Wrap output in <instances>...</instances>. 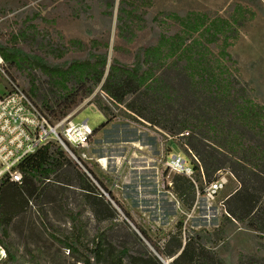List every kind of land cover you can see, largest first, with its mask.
Returning <instances> with one entry per match:
<instances>
[{
	"label": "trees",
	"instance_id": "1",
	"mask_svg": "<svg viewBox=\"0 0 264 264\" xmlns=\"http://www.w3.org/2000/svg\"><path fill=\"white\" fill-rule=\"evenodd\" d=\"M114 1L106 6L114 8ZM134 3L119 0L117 5V35L126 42H132L136 30L143 27V14L137 13ZM166 17L178 25V32L159 34L154 44L139 47L129 65L115 58L108 62L106 54L94 51L96 42H91L86 58L60 64L1 44L0 55L17 70H37L48 78L54 91L51 95L41 94L33 83L29 92L41 100L51 116L54 109L50 102L62 118L76 105V99L69 97L72 91L86 86L84 96L98 91L110 103L125 109L133 121L176 138L179 149L186 155L190 152L198 161L192 162L195 184L180 175L170 181V190L187 211L192 209L196 194H202L219 171H228L237 186L225 199V220L264 237V105L252 99L228 51L241 25L253 14L238 7L231 19L198 12ZM96 109L106 120L98 128L101 130L114 115L100 102ZM18 168L22 174L20 185L0 182L2 236H7L11 218L1 205L3 198L17 213L31 199L50 194L53 187L79 191L98 221L115 220L117 213L111 203L54 144L26 157ZM182 228L183 220H179L175 230L159 242H153L139 229L150 249L142 242L137 253H132L129 246H109L100 235L91 256L95 264H225L214 250L221 229L191 231L183 237ZM0 246L6 254L5 264H17L1 238ZM239 264H264V259L240 255Z\"/></svg>",
	"mask_w": 264,
	"mask_h": 264
},
{
	"label": "rangeland",
	"instance_id": "2",
	"mask_svg": "<svg viewBox=\"0 0 264 264\" xmlns=\"http://www.w3.org/2000/svg\"><path fill=\"white\" fill-rule=\"evenodd\" d=\"M118 1H114V8H108L106 4L111 0H0V44L60 64L86 58L91 42H96L94 51L106 54L108 62L115 58L129 65L139 47L154 44L159 34L178 32V25L166 17L168 14L184 17L198 12L231 19L235 9L241 7L253 17L241 25L228 51L237 63L239 76L248 84L250 96L264 105V0H133L144 22L132 42L117 35ZM211 48L216 52L214 45ZM7 71L51 121L61 119L54 104L49 103L54 109L51 116L41 100L29 92L32 83L41 94L54 92L45 75L37 70L20 71L9 64ZM85 89L83 86L72 91L69 97L76 99V105L66 115L76 112L71 120L74 124L86 121L96 131L89 140L91 154L109 157L110 174L120 177V190H116L111 188L109 177L96 167L91 170L96 184L108 196L103 197L114 201L111 205L117 216L113 221H98L79 191L62 187H53L50 194L31 199L17 213L3 198L1 205L11 218L7 236L0 234V238L17 264H95L91 252L100 235L109 246L125 245L137 253L142 242L150 249L139 229L153 242H159L175 230L179 220H183V237L191 231L221 229L214 250L225 264H239L240 255L264 259V237L225 220V199L237 186L232 178L214 201L207 202L204 193H197L192 209L187 211L166 185L174 174L155 169L153 162L134 157L130 149V143L139 141L149 146L150 157H156L160 151H177L178 140L133 121L125 109L110 103L98 91L84 96ZM99 102L114 115L101 130L98 128L106 120L96 109ZM182 153L185 166H191L189 155ZM5 261L0 246V264Z\"/></svg>",
	"mask_w": 264,
	"mask_h": 264
},
{
	"label": "built area",
	"instance_id": "3",
	"mask_svg": "<svg viewBox=\"0 0 264 264\" xmlns=\"http://www.w3.org/2000/svg\"><path fill=\"white\" fill-rule=\"evenodd\" d=\"M0 89V182L8 180L20 185L22 174L18 168L19 163L44 146L54 144L94 183L101 194L108 197L93 179L92 167H96L104 177L111 179V188L120 190V177L110 174L109 157H95L90 152L89 140L93 131L87 126L86 121L74 124L71 120L76 112L55 122L51 121L9 75L7 63L1 55ZM154 129L163 133L157 128ZM167 138L170 139L168 136ZM130 145L137 151L143 148L137 142ZM144 148L151 152L148 146ZM182 154L180 149L165 154L160 151L156 157H148V161L155 164V169L183 176L195 184L192 162L198 164V161L189 152L191 166H185ZM229 177L233 179L228 171H219L216 179L204 186L203 193L207 202L215 200L226 186ZM166 185L168 189L171 188L170 181ZM109 202L114 203L111 199Z\"/></svg>",
	"mask_w": 264,
	"mask_h": 264
},
{
	"label": "crops",
	"instance_id": "4",
	"mask_svg": "<svg viewBox=\"0 0 264 264\" xmlns=\"http://www.w3.org/2000/svg\"><path fill=\"white\" fill-rule=\"evenodd\" d=\"M135 142H137V143H139V145L140 146H142L143 148H142V150L141 151H137V150H135L132 146H130L131 148V153H132V155L134 156V157H136V158H138V159H144V160H148V157H150V153L148 152V150L147 149H145L144 147L145 146H147V145H145V144H143V143H141V142H139V141H135ZM148 149H149V146H148ZM145 161V162H146ZM152 170V169H151ZM154 170V169H153ZM155 174V173H154ZM237 185V184H236Z\"/></svg>",
	"mask_w": 264,
	"mask_h": 264
},
{
	"label": "water",
	"instance_id": "5",
	"mask_svg": "<svg viewBox=\"0 0 264 264\" xmlns=\"http://www.w3.org/2000/svg\"><path fill=\"white\" fill-rule=\"evenodd\" d=\"M163 264H167V263H164V262H162Z\"/></svg>",
	"mask_w": 264,
	"mask_h": 264
}]
</instances>
